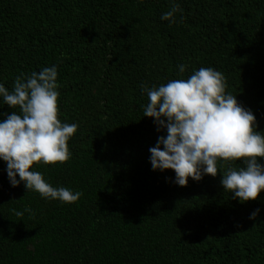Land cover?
<instances>
[{
    "label": "trees",
    "instance_id": "16d2710c",
    "mask_svg": "<svg viewBox=\"0 0 264 264\" xmlns=\"http://www.w3.org/2000/svg\"><path fill=\"white\" fill-rule=\"evenodd\" d=\"M172 3L0 0V83L55 65L59 119L78 125L71 159L35 170L83 193L66 204L14 188L0 160V264H264V192L241 202L221 184L244 161L185 187L154 171L166 132L142 91L213 68L264 133V0H175L176 22L161 20ZM13 111L0 98V121Z\"/></svg>",
    "mask_w": 264,
    "mask_h": 264
},
{
    "label": "clouds",
    "instance_id": "9594fccd",
    "mask_svg": "<svg viewBox=\"0 0 264 264\" xmlns=\"http://www.w3.org/2000/svg\"><path fill=\"white\" fill-rule=\"evenodd\" d=\"M173 0L170 10L160 19L175 23L181 12ZM187 66L178 65L183 74ZM57 67H44L30 76L17 77L11 90L0 83V98L13 111L0 121V160L12 187L23 183L44 199L66 204L77 203L83 193L54 188L34 166L64 164L71 159L69 140L78 125L59 119ZM224 75L213 68L201 67L187 79H174L159 87L142 86L149 102L144 117L152 118L160 135L149 149L154 171L175 173V183L185 187L189 178L201 181L215 177L218 163L243 160L245 167L229 168L221 184L241 202L255 201L264 192V133L257 131L256 117L236 96L226 92ZM19 177V179L17 178ZM24 211L30 212V209ZM22 216V212H15ZM258 215L254 212L251 219Z\"/></svg>",
    "mask_w": 264,
    "mask_h": 264
}]
</instances>
